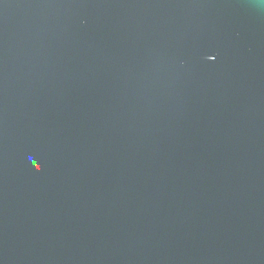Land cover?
Here are the masks:
<instances>
[{
  "label": "water",
  "instance_id": "obj_1",
  "mask_svg": "<svg viewBox=\"0 0 264 264\" xmlns=\"http://www.w3.org/2000/svg\"><path fill=\"white\" fill-rule=\"evenodd\" d=\"M0 264H264V0H0Z\"/></svg>",
  "mask_w": 264,
  "mask_h": 264
}]
</instances>
